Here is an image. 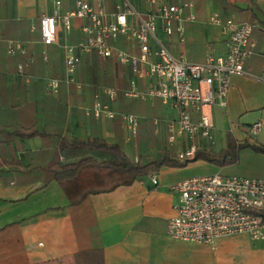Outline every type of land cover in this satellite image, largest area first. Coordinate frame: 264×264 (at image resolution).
Here are the masks:
<instances>
[{
  "label": "crops",
  "instance_id": "crops-1",
  "mask_svg": "<svg viewBox=\"0 0 264 264\" xmlns=\"http://www.w3.org/2000/svg\"><path fill=\"white\" fill-rule=\"evenodd\" d=\"M53 1L0 0V264L85 263L84 252L97 249L103 251L104 264H264V237L226 235L209 246L176 240L167 228L179 201L172 184L216 173L264 179V154L250 146L238 150L233 164L220 166L203 159L179 167L165 164L145 178L71 202L53 178L51 164L116 160L108 149L84 141L118 144L134 162L136 157L150 162L165 151L177 159L191 142L187 136L178 137L175 144L168 140L167 123L179 117L172 102L125 97L134 75L114 57L84 54L76 74L80 87L62 82L58 92L47 90L48 78L64 77L62 45L83 35V20L74 17L72 31L60 30L58 42L46 47L48 58L43 59L40 18L53 13ZM61 1L63 11L75 8L76 0ZM88 1L96 7L101 4L108 13L115 11L113 0ZM131 1L142 11L147 7L142 0ZM193 1L196 18L184 23L185 42L180 43L176 34L167 39L177 56L203 63L209 53L225 52L223 27L210 22L216 12L223 21L234 16L238 22L255 24L252 36L257 43L254 56L246 61V75L231 78L226 106L205 105L204 111L212 116L215 142L199 134V150L219 153L227 148L229 135L237 144L264 147V81L257 79L264 64V0ZM11 40L22 41L34 56L24 75L18 73V65L25 57L8 53ZM155 81L137 80L142 90ZM105 86L117 88L119 95L110 101L101 94L102 103L140 117L135 138L129 139L121 117L94 116L95 96ZM194 114L197 120L199 114ZM256 122L262 126L253 134L250 129Z\"/></svg>",
  "mask_w": 264,
  "mask_h": 264
},
{
  "label": "built area",
  "instance_id": "built-area-1",
  "mask_svg": "<svg viewBox=\"0 0 264 264\" xmlns=\"http://www.w3.org/2000/svg\"><path fill=\"white\" fill-rule=\"evenodd\" d=\"M98 4L103 0H97ZM115 11L108 13L101 4L96 7L88 0H76L75 8L62 10V1L54 0V11L41 16L40 35L43 45L42 56L47 60V46L59 40V32L70 33L73 18L83 20L80 29L83 35L74 43L66 42L64 49V77L47 79L46 88L58 92L62 82L81 86L77 70L82 56L90 52L100 57H114L130 67L133 79L124 95L127 98H159L172 102L178 107L179 117L169 121L168 140L175 144L178 137L187 136L191 146L179 152L177 159L193 161L201 149L198 140L203 138L214 143V124L205 105L226 106L233 75H246L245 64L254 56L256 40L253 39L255 24L238 22L234 16L223 21L221 14L211 15L210 22L219 23L226 36L225 52L221 55L209 53L203 63L188 61L182 55L174 54L167 39L177 35L180 43L185 42L184 23L195 20L193 0L171 2L169 0H142L147 7L137 8L131 0H113ZM9 55L21 54L25 61L19 62L18 73L25 74V68L33 60L30 49L20 40L8 42ZM258 80L264 81V64ZM155 78L147 90L138 87L137 80ZM106 95L115 101L119 90L105 86L97 93L92 107L96 118L121 117L129 139L138 135L140 117L137 114L116 112L100 96ZM194 113L199 118H194ZM250 131L256 134L261 124L251 125ZM136 161L139 158L136 157ZM152 182L158 183L156 175ZM178 194L175 206L176 215L168 221V234L176 240L198 242L214 246L217 239L226 235L246 233L252 238L264 237V179L220 173L194 176L171 185Z\"/></svg>",
  "mask_w": 264,
  "mask_h": 264
},
{
  "label": "trees",
  "instance_id": "trees-1",
  "mask_svg": "<svg viewBox=\"0 0 264 264\" xmlns=\"http://www.w3.org/2000/svg\"><path fill=\"white\" fill-rule=\"evenodd\" d=\"M228 141L227 148L219 153L211 150H198L193 160L203 159L220 166L233 164L238 158V150L249 146L264 154V147L262 146H255L250 143L237 144V140H234L231 135H229ZM84 143L92 147L108 149L114 154L116 160L97 162L85 159L77 164L60 165L57 162L51 164L49 170L53 178L63 186L73 203L80 202L89 193L109 191L118 185L130 184L139 178H145L165 164L179 167L191 162L178 160L169 151H165L150 162L142 160L134 162L118 144H111L98 139L87 140ZM83 257L85 264L105 263L103 251L99 249L84 252Z\"/></svg>",
  "mask_w": 264,
  "mask_h": 264
},
{
  "label": "rangeland",
  "instance_id": "rangeland-1",
  "mask_svg": "<svg viewBox=\"0 0 264 264\" xmlns=\"http://www.w3.org/2000/svg\"><path fill=\"white\" fill-rule=\"evenodd\" d=\"M85 264V263H83V260H81V261H79V260H77L74 264Z\"/></svg>",
  "mask_w": 264,
  "mask_h": 264
}]
</instances>
